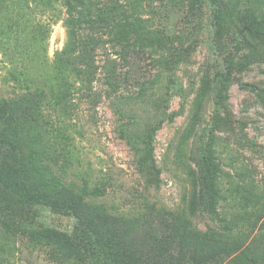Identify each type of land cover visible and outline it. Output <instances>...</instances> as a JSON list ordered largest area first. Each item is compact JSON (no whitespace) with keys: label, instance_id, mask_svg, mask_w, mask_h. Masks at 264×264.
Here are the masks:
<instances>
[{"label":"rangeland","instance_id":"rangeland-1","mask_svg":"<svg viewBox=\"0 0 264 264\" xmlns=\"http://www.w3.org/2000/svg\"><path fill=\"white\" fill-rule=\"evenodd\" d=\"M130 1L120 0L127 7ZM189 1L141 0L140 15L154 18L148 24L161 31L160 52L167 56L182 42L191 54L189 62L160 66L154 60L159 52L116 43L102 20L83 23L80 45L56 57L67 40L66 8L50 0H0V95L43 93L51 104L45 132L53 168L66 183L87 187L94 202L140 218L137 246L156 239L171 213L190 214L189 173L204 161L222 168L216 187L227 197L219 202L220 212L224 205L227 213H238L245 198L264 201V62L236 68L224 104H216L211 8L205 6L200 22L188 10ZM77 68L83 69L80 76ZM150 130L156 169L143 173L136 147L146 153L142 141ZM193 219L202 230L218 225L198 211ZM35 225L72 233L77 221L46 210ZM2 228L0 264H74L27 234ZM237 254L232 262L244 264Z\"/></svg>","mask_w":264,"mask_h":264},{"label":"trees","instance_id":"trees-1","mask_svg":"<svg viewBox=\"0 0 264 264\" xmlns=\"http://www.w3.org/2000/svg\"><path fill=\"white\" fill-rule=\"evenodd\" d=\"M50 1L60 2L67 13V40L56 57L73 52L80 45L78 34L83 23L102 20L116 43L134 50L147 51V47L159 52L154 57L157 65L190 60L191 54L180 41V45L167 51V56L165 51L160 52L159 48L164 47L161 31L159 26L148 24L151 18L140 15L141 0L130 1L128 7L120 0L109 6L95 0ZM207 5L211 8V48L218 64L213 96L216 104L222 106L233 71L264 62V0L187 3L188 10L196 15V20L201 18L200 22ZM82 71L78 69L79 76ZM207 85L211 86L210 80ZM260 90L264 96V87ZM42 95L34 89L13 96L0 95V225L6 232L27 234L33 243L51 247L74 264H215L236 253L244 264H264V201L249 202L245 198L238 213H227L224 205L220 212L219 202L227 197L223 189L216 187L221 182L222 168L210 160L189 173L194 189L189 200L190 214L171 213L169 219L163 218L166 229L156 239L137 246L134 234L142 226L140 218L115 213L105 203L94 202L93 192L87 187L66 183L53 168L45 132L51 125L45 113L50 101L47 104ZM142 142L146 153L136 147V164L144 173L156 169L154 131L150 130ZM46 210L75 216L74 231L36 226L41 212ZM197 211L208 214L218 225L200 229L193 219ZM233 259L227 264H236L238 260L232 262Z\"/></svg>","mask_w":264,"mask_h":264}]
</instances>
